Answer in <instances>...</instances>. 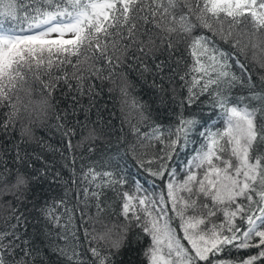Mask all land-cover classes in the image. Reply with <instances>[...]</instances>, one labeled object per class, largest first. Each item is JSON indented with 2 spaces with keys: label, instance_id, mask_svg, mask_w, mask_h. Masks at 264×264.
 <instances>
[{
  "label": "snow or ice",
  "instance_id": "obj_1",
  "mask_svg": "<svg viewBox=\"0 0 264 264\" xmlns=\"http://www.w3.org/2000/svg\"><path fill=\"white\" fill-rule=\"evenodd\" d=\"M154 30L161 34L159 45ZM134 45L142 55H128ZM164 53L167 58L157 62ZM126 59L140 66L141 77L153 72L147 61L153 62L152 87L162 104L170 92L172 119L156 122L133 97L139 119L122 120L129 132L121 127L114 156L93 162L79 179L75 167L68 178L43 168L32 176L21 172L29 157L20 145L34 132L22 125L15 140L17 122L27 118L39 126L54 116L48 127L67 140L74 163L73 148L95 141V129L87 115L68 127L67 111L57 109L53 94L66 89L61 95L71 94L78 104L79 97L91 98L94 80L115 84L119 76L120 92L128 97ZM165 67L169 74L160 75ZM0 135L7 140L0 143V201L8 195L16 201L0 202L7 220H15L0 231V264H47L43 248L22 238L29 219L20 211L23 203L37 210L44 247L64 264H115L131 242L132 227L137 241L144 234L151 238L143 251L147 264H264V0H0ZM6 157L16 165L11 184L5 183L13 173ZM129 159L137 168L131 183ZM41 178L62 192L37 205L31 185ZM92 207L97 216L108 213L124 223L93 236L84 227ZM98 241L107 247L93 246Z\"/></svg>",
  "mask_w": 264,
  "mask_h": 264
},
{
  "label": "trees",
  "instance_id": "obj_2",
  "mask_svg": "<svg viewBox=\"0 0 264 264\" xmlns=\"http://www.w3.org/2000/svg\"><path fill=\"white\" fill-rule=\"evenodd\" d=\"M154 32L157 34L153 39L155 40L156 45H159L161 34L159 33V30H154ZM139 40L144 41L147 45L148 37L140 35ZM138 46L139 45H134L133 51H130L128 55H142L141 53L135 52V48ZM147 46L145 47V51H147ZM248 57L249 61L246 62L251 71L252 68L255 67L250 62L251 51H248ZM166 58V53L162 55L158 54L157 62L165 60ZM241 59L243 60L244 57L242 56ZM147 63L153 68V72L144 73L143 77H141L140 66L135 64L134 61L126 59L123 71L127 73V80L130 83V95L128 97L123 96L120 92L119 85L123 80L122 77L119 76L114 77L116 81L115 84L111 81L101 82L100 80H94L96 88L91 98L88 95L78 98V104L83 105V108L79 107L77 102L72 100L71 94L67 98L61 95V91H66V89L58 90L53 94L54 99L52 102L56 103V101H59L57 109L67 111L66 124L68 127H74L75 121H84L87 115L89 127L95 129V134L97 136L95 141L87 142L83 147L73 148L72 155L75 157L74 163L71 158H68L69 153L66 147L67 140L62 139L60 134L54 128L48 127L49 125L56 123L54 116L39 126L37 124L29 125L27 118L19 120L16 124V131L12 133L15 140L20 139V128L22 125L32 127L34 132V139L31 142L22 143L20 145L22 152L27 153L29 157L27 163L20 166V171L28 176H32L36 174V169L43 168L48 171L49 176L54 175L55 172L59 171L64 178H68L70 175L69 168L75 167L79 179V174L86 170L90 164L96 161H101L102 159H107L108 156H114L117 153L118 138L122 135L121 127H123L124 133L129 132V125L127 123L122 125V120L127 118L135 124L139 119L138 113L130 106L133 97L147 106V110L151 113L156 122L167 124L172 119V116L169 115V110L172 109L174 111L171 100L169 99L170 92L165 95V103L162 104L161 94L156 88L152 87L154 79L153 73L155 72L154 64L150 59ZM128 65L132 66L129 67ZM233 70L238 72V69L234 68ZM169 71V68L165 67L164 72L160 73V75H167L169 74ZM255 71L259 73L261 69L256 67ZM155 80L156 83H160L159 76H156ZM253 80H257L255 74L253 75ZM37 87H39L38 84L33 85V88ZM165 87L168 88L169 85L165 84ZM109 89L113 90L109 91ZM21 95L23 96L24 94L21 93ZM34 98L38 99V94L34 93ZM25 100H27V97H25ZM85 108L88 109L87 113L84 111ZM73 109H75V112H73ZM143 130L146 129L142 128V131ZM80 136V130L77 128V135L72 138L74 145L76 144V141L80 139ZM25 140H28V138L25 137ZM128 140H133V137L130 134ZM0 143H7L6 138L2 135H0ZM89 147L94 148L92 153H89ZM119 147H123V145H119ZM61 153H63V155ZM6 158L9 159V167L13 168V173L11 176L7 177L5 183L11 184L15 180L16 165L11 164L10 157ZM180 158L183 159L184 154H181ZM28 163L32 165L31 168L28 167ZM66 163L69 167H65ZM116 163L117 161L115 159L111 161L112 166H115ZM121 163H123V161H121ZM127 164L128 172L130 173L129 182L131 183L133 178L131 174L137 173V168L130 159L127 161ZM140 178L142 180L146 179V174L140 173ZM0 187H3V185L0 184ZM127 187L128 185H125V188ZM31 191L39 196V199L35 201V203L39 205L47 199L58 197L61 194L62 189L50 180L41 178L39 182L31 185ZM106 196L109 199H112L114 198V193L106 191ZM31 199L32 196L29 195V200ZM9 200H11L13 204L16 203L14 197L10 195L5 196L3 201L0 202L5 203L6 205V202ZM20 211L25 212V215L29 218L27 232L22 238L32 237L34 243L39 244L43 248L44 255L47 257V264H64V262L58 260L56 255L51 253L47 247H44L45 241L40 234L44 224L42 220L37 222L39 218L37 210L33 208L31 203H23L20 206ZM88 215L91 216V219L85 217L87 223L84 224V227L87 228L93 236L97 237L106 234L109 229L118 231V226L124 223L123 217L111 216L108 213H102L97 216L95 207L88 210ZM7 216L8 211L6 208L5 210L0 211V231L7 230L11 223H15L14 219L11 221L7 220ZM77 224H79V220H77ZM21 231H23V228H21ZM137 231L138 229L135 227L130 229L129 238L131 242L128 246L121 249L120 253L114 257L115 264H147V258L143 255V251L150 244L151 238L148 237L147 234H144L143 238L137 241L134 239V234ZM80 237L83 242V229L80 231ZM184 243L187 244L186 241H184ZM93 246L106 248L107 244L106 241H98ZM240 255L243 256L245 253L242 251ZM37 264H39V261Z\"/></svg>",
  "mask_w": 264,
  "mask_h": 264
},
{
  "label": "rangeland",
  "instance_id": "obj_3",
  "mask_svg": "<svg viewBox=\"0 0 264 264\" xmlns=\"http://www.w3.org/2000/svg\"><path fill=\"white\" fill-rule=\"evenodd\" d=\"M181 234H182V232H181ZM151 242V241H150ZM187 242V241H186ZM149 246V245H148Z\"/></svg>",
  "mask_w": 264,
  "mask_h": 264
}]
</instances>
